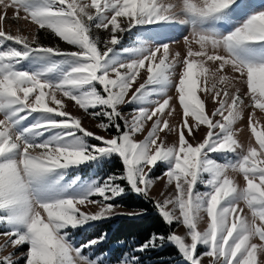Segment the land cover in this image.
<instances>
[{"label":"snow or ice","instance_id":"6c2138e0","mask_svg":"<svg viewBox=\"0 0 264 264\" xmlns=\"http://www.w3.org/2000/svg\"><path fill=\"white\" fill-rule=\"evenodd\" d=\"M0 9V264H264V3ZM129 194L145 205L126 209ZM148 204L169 230L107 256L103 225L144 218Z\"/></svg>","mask_w":264,"mask_h":264},{"label":"trees","instance_id":"16d2710c","mask_svg":"<svg viewBox=\"0 0 264 264\" xmlns=\"http://www.w3.org/2000/svg\"><path fill=\"white\" fill-rule=\"evenodd\" d=\"M122 202L125 203V205L129 208H139L144 206L146 203L142 199L132 196H130V198H125V200H122ZM147 207L150 209V213L144 218H118L114 224L110 223L103 225L100 230L107 231L109 233V240L107 242L115 243V245L112 247V250L120 248L121 241L125 242V244H128L132 241L142 240L148 233L152 231L167 232L169 230L168 227L164 225L162 221L155 215V213L151 212V204H148ZM92 234L94 235L95 233ZM169 252L172 255H175L174 250L171 248H169ZM166 258L167 256H165V259ZM152 259L155 260L157 257L153 256Z\"/></svg>","mask_w":264,"mask_h":264},{"label":"rangeland","instance_id":"374dc122","mask_svg":"<svg viewBox=\"0 0 264 264\" xmlns=\"http://www.w3.org/2000/svg\"><path fill=\"white\" fill-rule=\"evenodd\" d=\"M260 2H261V3H264V0H260ZM2 11H3V10L0 9V13H2ZM11 16H12V11L9 10V12H8V17L10 18ZM5 27H6V28H11V30H12V32H13L14 34H15L17 28H20V29H21V33H22L23 35H29V37H31V35L35 34V33H34V29H33L30 25L26 24L24 21H20L19 24L12 23L11 21H9L7 24H5ZM183 35H187V31H186V30L183 31V32H178V33H176L175 38L179 41V44L176 45V46H174V47H175V50H177V51H181L182 53L184 52V48H183ZM45 39H46V38H45ZM207 107H208V110L211 111V109L213 108V105L211 104V102H208ZM69 111H72L74 115H80V116L83 115L81 112H77V111H75L74 109H72L71 107H69ZM257 117L260 118V114H259V113H257ZM82 123H83V125H84L86 128H88V129L91 130V131L97 132V134H101V135L104 134V133L100 132V130H98V129L95 127L96 121H92L91 119L84 117V118L82 119ZM246 123H247V122H246V120H245L243 124L239 125V127H243V128H245V132H244V133L242 134V136H241V139L244 140L245 142H246V137H247V135H248V133H247V131H246ZM261 124H264V118H261ZM198 138H199V137H198ZM138 139H142V137H138ZM112 170H116V169L113 167ZM155 175H156V176L161 175V171H156ZM201 190H203V187H201ZM162 192H164L165 195L167 194V192L165 191V188H164V181H157V183H156V184L154 185V187H153L152 195H153L154 197L161 198V197H160V194H161ZM130 196L135 197L134 195L129 194V196H128L127 198H130ZM136 198H137V197H136ZM124 200H125V199H124ZM124 200H123V201H124ZM120 203H122V204L125 206L126 209H128V210L132 209V208L127 207V206L125 205V203H123L122 201H120ZM116 221H117V219L114 220L111 224H114ZM173 230H175V231L177 232V234H183V232H184V229H183L182 226L177 227V226L174 225V229H173ZM102 231H103V230H102ZM92 233H95V230H92L91 233H88V234L81 233V234H79V235L76 237V239H77L78 241H86V240L88 239V236H89L90 234H92ZM2 242H3V238L0 237V243H2ZM114 245H115V243H112V242H110V243H109V242L105 243L104 246H103V252H104L107 256L110 257L111 254H112L111 251H112V252L114 251V250H112V247H113ZM5 254H6V253H5Z\"/></svg>","mask_w":264,"mask_h":264}]
</instances>
